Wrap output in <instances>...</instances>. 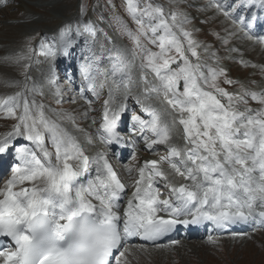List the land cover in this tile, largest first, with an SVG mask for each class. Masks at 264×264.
<instances>
[{
	"label": "snow or ice",
	"instance_id": "6c2138e0",
	"mask_svg": "<svg viewBox=\"0 0 264 264\" xmlns=\"http://www.w3.org/2000/svg\"><path fill=\"white\" fill-rule=\"evenodd\" d=\"M127 11L137 25L135 30L116 19L134 47L116 48L109 57L112 76L121 79H113L115 87L109 86L100 139L107 143L119 139L115 128L125 105L111 106L114 92L125 79L131 80L133 67H138L141 79L149 85L145 93L159 97L161 107H145L149 121L140 116L133 119L154 134L149 147L167 145L168 155L147 160L137 169L135 191L121 215L118 200L125 184L106 155L100 153L94 159L86 155L75 136L46 116L43 103L29 99L26 83L24 90L0 102V112L18 120L0 139V153L8 149L12 137L26 134L42 155L21 150L23 164L14 168L0 191V236L10 237L16 244L15 249H0L2 264H127V238L155 241L177 223L210 220L224 227L258 220L264 226V91L246 90L242 96L229 93L218 83L226 75L224 68L193 63L192 57L199 60L198 45L184 28L188 21L178 22L176 12L166 14L163 6L141 5L140 0H127ZM89 31L94 33L95 28L89 27ZM39 48L40 55H55L44 40ZM84 71L90 72V67ZM149 73L158 83L149 81ZM91 79L89 87L98 98L95 77ZM245 97L262 107H247ZM241 104L243 109L238 107ZM17 109L21 110L19 116ZM67 119L75 122L71 115ZM177 126L182 143L175 142ZM90 163L97 165L95 180L77 183ZM164 163L168 171L162 167ZM128 171L131 174L132 169ZM177 177L183 182H177ZM158 180L170 190L169 199L160 198V190L154 187ZM160 212L168 218L158 215Z\"/></svg>",
	"mask_w": 264,
	"mask_h": 264
},
{
	"label": "rangeland",
	"instance_id": "374dc122",
	"mask_svg": "<svg viewBox=\"0 0 264 264\" xmlns=\"http://www.w3.org/2000/svg\"><path fill=\"white\" fill-rule=\"evenodd\" d=\"M37 2H42L44 4H38L37 6ZM148 2H151L153 5L163 6L166 14L169 12H176L178 14V22L185 19L188 21L184 24V28L192 33V38L197 42V52L199 54V60L195 57L191 59L193 63H206L213 68H224L226 70V75L218 78L220 87L224 88L229 93H236L238 96H242L246 90L257 93L264 91V39H262L264 37L258 38L247 33L250 29L252 30L250 20L247 27L243 25V23L248 21L245 19L252 20V17L248 18V15H250L248 11L254 10V7L251 9L249 8L251 1L140 0L141 5ZM217 4L221 7L217 8ZM225 13H228V15H225ZM31 15L34 16L31 17ZM116 17H119L120 21L126 23L133 30L137 28V25L127 11V0H6V3L4 0H0V60H5L1 61V66L5 69L0 68V102L8 96L15 95L17 92L23 90L24 84L20 85V82L14 84L11 82L12 78H14L13 81L16 82V76L18 78H23L31 73L30 81L32 82L29 81L27 83L29 88L27 96L29 99H32V97L38 98L45 105V114L50 119L57 118V116L64 117L67 111L58 108L54 100L44 97L48 91L43 85H45V83L49 85L50 83V80L45 79L43 72L46 70L45 66H48V61L53 60L58 54L59 67H62L65 64V59L69 57L64 53V51H66L67 54L71 55L68 62H71L72 57H75V72L80 71L83 67H90L89 73L94 74L95 85L99 87L100 84H104V86H106L107 81L103 77L105 74L103 75L102 73L108 69L106 72L109 71V73L112 74V62L109 57L115 54L114 50L116 48L131 49L134 47L133 41L123 32L122 25L117 21ZM203 17L204 19L206 17L205 22L202 21ZM66 18H71L69 24H67L65 28L63 27V30L59 31L57 28L62 27ZM86 25L88 27H86ZM89 27L95 28V32H90ZM53 29L55 32L50 33ZM105 33H107V37H111V39H108ZM237 36H239L238 40L235 39ZM42 40H44L46 45H51L53 47L55 55H40L39 45ZM225 40H227V43H225ZM53 41H55V43H53ZM149 47L153 46L149 45ZM30 48L35 51H29ZM153 50L158 51V49L154 47ZM61 54H65L66 57L61 59ZM18 57H26V59H19V61H17ZM37 61H39V63H37ZM68 62L67 65L64 66L66 69L63 71V74H66L63 79L65 85H71L73 84L72 82L75 81L69 83L67 80L68 77L66 76L70 68ZM28 65H30V67H26ZM52 67L53 65H50L47 68L50 69ZM76 67L78 68L76 69ZM54 68H56L55 65ZM172 68L175 69L176 65L173 64ZM81 71H84V69ZM131 73L134 75L136 74L135 79H137V82L131 87L132 91H134L133 93L143 97H147L148 95L157 98L159 103H161L160 98L155 94L149 95L145 93L144 89L149 87V85L145 84L141 79L140 69L138 67H133ZM47 76H50V74H47ZM69 77L71 78L70 80H73V74ZM50 79H54V76ZM148 79L149 81L158 83L151 73H149ZM225 80H231L233 83H225ZM42 81L45 83L43 84ZM76 82L79 86L77 89H81V85L83 86V84H86V82L82 83L78 80ZM87 83H93L92 79ZM51 87L53 86L49 87V91ZM56 87L61 89L59 85ZM90 91H92L91 88ZM97 91L100 93L98 98L94 96L95 98L85 97L77 100H69L70 110L75 104H81L86 99L92 101V104H89L88 107L81 106L80 112L83 114V120L79 119L77 122L78 125H75L76 127L93 125V127L95 126L96 128L99 125L98 123L102 122L103 106L104 101L108 99V89L107 87L103 89L99 88ZM38 93L43 94L40 95ZM86 93L87 91L80 92L78 96H83V94ZM74 95L75 91L71 90L69 96ZM88 96H90L89 93ZM245 99L248 100L247 107H262L250 97H245ZM127 106L131 107V110L127 113V123L129 122L131 127L136 126V130L132 132V134H140L135 137L136 142H140L138 152L132 159L125 163L126 168L123 174L132 187L135 185L136 175L138 174L137 169L140 167L142 159L148 155V157L151 156L152 159H157L158 157V160H160L162 157L168 155V150L167 145L163 144H152L150 148L149 144L155 139L154 134L133 119V116H140L145 121L151 120V118L143 113V104L141 102L138 103L137 101L129 100ZM47 107L51 108L49 112ZM238 107L243 109L245 106L241 104L238 105ZM57 113L60 115H57ZM76 113H78V111H76ZM85 113H88L89 116L88 114L85 115ZM20 114L21 110L17 109L16 116ZM6 117L7 114L5 112H0V137H4L7 132L12 131L13 126L18 123L17 119ZM72 123L73 122H71V125ZM95 135L96 134H93V137ZM20 136L21 139L17 141L10 139V142L15 144L13 147V159L7 160L6 157L0 156V166L5 165V174L0 176V191L4 189L7 181L11 179L14 168L17 165L23 164L25 153L21 150L26 149L28 152H36L38 156L42 155L37 151L38 149H35V147L28 142L29 140L26 139L25 135H16L13 138ZM176 136V143H182V140L180 141L179 139V126H177L176 129ZM145 138H147V140ZM48 142H50V139H48ZM126 143L130 148L135 149V146H130L127 141ZM142 145L146 148L142 147ZM162 167L165 171L169 169L167 163H164ZM129 168L132 169L131 174L128 171ZM2 172L3 170L1 173ZM160 183L163 182H159L158 188L160 186L162 187ZM19 187L20 186L14 190H19ZM163 190L160 192V196L167 195ZM261 233L262 235L260 236L251 234L254 236L253 240L257 241L260 239L258 240L260 243L264 235L263 231H261ZM222 238L223 237L218 239ZM249 239L246 238V240ZM232 244V240H226L225 243L216 242V244H210V246H208L209 248L202 249V251H197L196 243L191 244L196 247L185 245L181 247L178 252L182 257H179V259H181L180 264H200L197 261L196 254H198V257H201V264H238L237 261L239 260L240 264H255L250 261L255 253L254 249L244 259V254L240 252L244 242H242V245H239L237 249L233 248L234 245ZM252 246L254 248L256 247L255 245ZM260 248H264V246L260 245ZM136 250L137 248H133L131 251L135 252ZM259 252L260 251H258V253ZM155 254L157 253H153L152 258L154 259L153 261L159 260L157 264H176L172 254H170V256L167 254V257H163V259L158 258ZM230 257L232 258L231 261L229 259ZM263 257L264 254L262 256L259 253L258 258L262 262L257 258L258 264H264ZM137 258L136 255H132L131 260L133 264H140ZM139 259L144 264V258L140 257ZM127 264H129V261H127Z\"/></svg>",
	"mask_w": 264,
	"mask_h": 264
},
{
	"label": "bare ground",
	"instance_id": "6f19581e",
	"mask_svg": "<svg viewBox=\"0 0 264 264\" xmlns=\"http://www.w3.org/2000/svg\"><path fill=\"white\" fill-rule=\"evenodd\" d=\"M254 1H258V2H260V0H254ZM264 5V4H263ZM70 19L71 18H66V20L63 22V25H62V27L61 28H59L58 30L60 31V30H62L63 29V27L65 28V26L67 25V24H69V21H70ZM205 19H206V17H205ZM204 19V20H205ZM54 30V29H53ZM264 42V41H263ZM238 50V49H237ZM242 50V49H241ZM237 53V52H236ZM241 53V52H240ZM242 54V53H241ZM233 56H235V55H233ZM243 56V55H242ZM66 56H65V54H61V56H60V58L61 59H64ZM238 57V56H237ZM240 57V56H239ZM7 62V61H6ZM15 62V61H14ZM2 65V63H1V61H0V68H2V69H5L3 66H1ZM11 66V65H10ZM9 69V68H8ZM11 69V68H10ZM7 70V69H6ZM8 71V70H7ZM10 72V71H9ZM136 75V74H135ZM135 75L133 74V73H131V80L129 81V80H124L121 84H120V87H119V89L118 90H116L115 92H114V100H113V102H112V104H111V106L112 107H116L117 105H119V104H121V103H123L124 105H125V107L127 106V103H128V101L130 100H133V101H137V100H139L143 105H144V107H148V106H153V107H156V108H160L161 107V103H159V101L157 100V98H154V97H150V96H148L147 95V97L145 96V97H143V96H141V95H138V94H136V93H133L134 91H132V89H131V87L137 82V79H135ZM28 76H30L31 77V73L28 75ZM91 77H93V75H91V76H89V75H87V79H90ZM107 77V79H105ZM13 79L14 78H12L11 79V82H13L14 84H17L18 82H22V83H25V81H26V79H19V78H15V81L16 82H14L13 81ZM104 79L107 81V89H109V86H113L112 85V81H113V79H115V80H117L118 82L120 81V76L119 75H117L115 78L112 76V74H110L109 73V71L108 72H105V75H104ZM131 83V84H130ZM264 83V82H263ZM262 83V84H263ZM260 86V85H259ZM113 87H115V86H113ZM19 89V88H18ZM20 90V89H19ZM50 92L51 93H55L57 96H58V90H56L54 87H51L50 88ZM95 96V95H94ZM58 97H60V96H58ZM129 98V99H128ZM145 99H146V101H145ZM107 100V99H106ZM145 101V102H144ZM89 105V104H88ZM124 107V108H125ZM123 112H124V110L122 111V112H120V116L121 115H123ZM147 114H148V112H146ZM88 114V113H87ZM88 116H89V114H88ZM98 128V129H97ZM101 128V124H99L98 125V127H96L95 128V126L93 127V125L92 126H89L88 128H73V126H71L70 125V127H68L67 129H68V131H70V134H72L73 136H75L77 139H78V142L82 145V147L85 149V154L86 155H88L90 158H92V159H94V158H96L97 157V155L98 154H100V153H103V154H105L106 155V157H107V159H108V162H110V160H111V151L109 150V148L107 147V146H99V145H96V146H94V144H93V141H92V143L91 144H89L88 143V139L90 138V135L92 134V133H94V129L95 130H99ZM177 137V136H176ZM176 137H175V142H176ZM181 141V140H180ZM47 142H48V139H47V141H46V145H47ZM93 144V145H92ZM121 144H122V146H125V148H130L129 146H128V144L126 143V142H124L123 140H121ZM48 146V145H47ZM90 146H91V148H90ZM49 150L50 151H52V149H51V147H49ZM134 152V151H133ZM147 160H156V159H152V157L150 156V157H146L145 159H143V163L145 162V161H147ZM102 163V162H101ZM143 163H142V165H143ZM141 165V166H142ZM96 168H97V165L95 164V163H90V166H89V170H88V172H86V176L83 174L81 177H79L78 178V181H77V183H83V184H87V182L89 181V180H95V177H96V175H97V172H96ZM123 169V168H122ZM124 170V169H123ZM93 174V173H95L96 175H95V177L93 178V176H91L90 178H88V175L89 174ZM82 181H84V182H82ZM176 181L177 182H183L182 181V178H179V177H177L176 178ZM159 183V180H158V182L155 184V185H157ZM155 185H154V187H155ZM134 191H135V188L134 189H132L131 191H130V193L127 195L126 194V199H125V204H126V207H127V201H128V199H130L131 197H132V195H133V193H134ZM3 197H0V199H2ZM94 203H98L97 201H93ZM160 213H164V212H160ZM159 214V213H158ZM253 234L254 235H256L257 236V233L256 232H253ZM262 234V233H261ZM251 234H249L248 236H246V238L247 237H249ZM250 238V239H249ZM249 238H247V239H249V240H246L245 241V243L242 245V247H241V249H240V252H241V254H244V259L246 258V256H248V254H250L251 253V251L254 249L255 250V253H254V255H253V258L252 259H250V261H252V262H254L255 264H258V262H257V258H258V255H259V253L263 256V254H264V248H260V245H262V246H264V235H263V240L259 243L258 242V240H260V239H258L257 241H254L253 240V238H254V236H251V237H249ZM226 240H229V241H233V244L232 245H234L233 246V248H236L237 249V247H239V245H241V243H242V241H243V238L242 237H223L222 239H218V238H215V237H213L212 239H210L209 240V243L208 244H216V242L217 243H219V242H221V243H225L226 242ZM197 244V247L194 245V246H192L191 244ZM185 245H189V246H192V247H196L197 248V251H202V249H206V248H209L208 247V245H207V247H202L199 243H197V242H191V241H187V242H185V243H182V244H177V246L176 247H178V249L180 250L181 249V247H183V246H185ZM250 245V246H249ZM252 245H255L256 247L254 248ZM246 248V249H245ZM239 249V248H238ZM257 249V250H256ZM258 251H260L259 253H258ZM155 253V252H154ZM155 255H157V254H155ZM257 256V257H256ZM155 258V257H154ZM260 258V257H259ZM258 258V259H259ZM262 258V257H261ZM260 260V259H259ZM263 260H264V257H263ZM237 261V260H236ZM240 261V260H239ZM239 261H237L238 262V264H240V262ZM260 262H262L261 260H260Z\"/></svg>",
	"mask_w": 264,
	"mask_h": 264
}]
</instances>
